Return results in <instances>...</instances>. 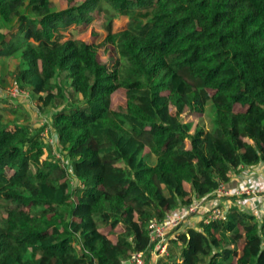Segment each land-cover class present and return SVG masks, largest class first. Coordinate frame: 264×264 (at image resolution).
I'll return each instance as SVG.
<instances>
[{
  "label": "trees",
  "instance_id": "trees-1",
  "mask_svg": "<svg viewBox=\"0 0 264 264\" xmlns=\"http://www.w3.org/2000/svg\"><path fill=\"white\" fill-rule=\"evenodd\" d=\"M65 7L0 0V60L21 57L13 82L51 113L40 127L28 116L7 122L3 111L17 110L0 98V264H122L148 251L152 222L264 165V0ZM100 13L109 21L93 41L70 37ZM101 48L117 53L112 70ZM119 90L138 115L112 108ZM255 204L178 232L158 264H264V204Z\"/></svg>",
  "mask_w": 264,
  "mask_h": 264
},
{
  "label": "built area",
  "instance_id": "built-area-1",
  "mask_svg": "<svg viewBox=\"0 0 264 264\" xmlns=\"http://www.w3.org/2000/svg\"><path fill=\"white\" fill-rule=\"evenodd\" d=\"M8 90H10L9 95L15 100L25 96L26 92L20 89L17 82H13ZM226 200H229V204L224 205ZM255 202L264 204V183L262 181L255 180L248 185L237 187L221 183L211 195L196 201L187 209L168 214L163 222H152L148 251L136 253L122 264H158L159 260L169 256L170 240L185 227H189L188 224L191 221L196 223L206 219L209 223L224 220L234 203L240 204L246 210L255 211Z\"/></svg>",
  "mask_w": 264,
  "mask_h": 264
},
{
  "label": "rangeland",
  "instance_id": "rangeland-1",
  "mask_svg": "<svg viewBox=\"0 0 264 264\" xmlns=\"http://www.w3.org/2000/svg\"><path fill=\"white\" fill-rule=\"evenodd\" d=\"M59 9L66 8V2L67 0H54ZM109 21L108 16L106 14L100 13L97 14L95 17V20L92 24L89 26H83L78 28H72L69 32L70 37L74 40H79L83 42H91L93 41V35L94 34H101L103 33V27L104 24ZM120 24H122V20H118L114 22V27L121 28ZM12 25H15L12 24ZM119 26V27H118ZM10 31L9 28H4L3 33H8ZM16 31V30H14ZM97 40V42H99ZM99 58L102 63L106 64L110 70H112L114 67H116L119 64V58L117 53L112 48H101L99 51ZM22 64V60L20 56H13L8 60H0V77H2L3 83H4V89L1 88L0 90V98L3 96L5 98L6 102L2 103L3 108L6 106V108H12L11 110H17V113L10 114V110H7L6 112L3 111L4 119L7 122L13 123L14 121H18L20 123H24L26 121V117H29L30 124H34L36 127H40L41 124H44L46 122V119H50L51 113H40L38 108L37 100L29 97L30 93L28 91L25 92V96L20 97L19 100L16 98H12L8 91L9 87L12 85L15 72ZM60 80L62 83L65 84V87L67 88V91L70 90L69 88V82L66 80V73H60L59 75ZM80 98V97H79ZM126 97H125V91L119 90L117 91L113 97H112V108L114 110L129 113L131 115H138L139 109L136 108L133 105H130L131 103H128ZM13 106V107H11ZM194 119H197V116L195 114L192 115ZM197 121V120H196ZM45 139L47 140V143L50 144L53 148V154L59 158L61 157V154L58 153V138L56 134H51L46 132ZM64 162V161H63ZM66 163L64 162L63 165ZM73 186L76 187L77 183L73 181ZM3 189L2 186H0V207L4 205L5 203L2 201H7L8 196H5L3 193H1V190ZM244 246L243 239L241 240V248ZM180 252V249L178 247L172 248V254L176 255Z\"/></svg>",
  "mask_w": 264,
  "mask_h": 264
},
{
  "label": "crops",
  "instance_id": "crops-1",
  "mask_svg": "<svg viewBox=\"0 0 264 264\" xmlns=\"http://www.w3.org/2000/svg\"><path fill=\"white\" fill-rule=\"evenodd\" d=\"M255 180H258L260 182L262 181L264 183V165L259 166L255 169L244 170L239 175L234 176V178L232 179V186L237 187L240 185H248L249 183ZM228 201L229 200H226V202H224L223 204L227 205L226 203H228ZM263 216H264V212H263ZM193 224L194 222L191 221L188 225H193Z\"/></svg>",
  "mask_w": 264,
  "mask_h": 264
}]
</instances>
